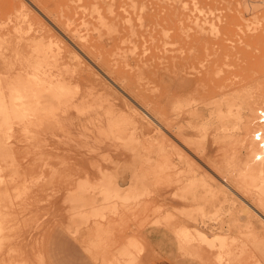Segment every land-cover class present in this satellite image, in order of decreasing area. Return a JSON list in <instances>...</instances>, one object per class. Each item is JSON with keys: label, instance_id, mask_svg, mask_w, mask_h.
<instances>
[{"label": "rangeland", "instance_id": "rangeland-1", "mask_svg": "<svg viewBox=\"0 0 264 264\" xmlns=\"http://www.w3.org/2000/svg\"><path fill=\"white\" fill-rule=\"evenodd\" d=\"M13 1L0 0V38L5 37L6 46L35 39L37 50L34 61H17L14 55H7L15 52L12 47L0 48V119L7 116L9 120L0 124V213L5 216L1 215L4 221L0 224L4 228H0V264H118L117 259L124 264H206L187 252L176 233L182 225H192L178 213L180 206L190 204L180 199L183 191L179 193L178 188L185 185L186 176L179 172L184 170L186 174L193 162V167L200 165L199 172L207 174L205 179L216 186L215 200L208 204L213 211L211 219L209 214L207 217L211 224L200 227L209 234H222L228 242L225 248L202 245L205 251L212 257L223 256L224 261L216 264H264V156L260 146L264 144V123L259 115L264 109V0ZM4 21L10 26L17 22L20 29H8ZM64 24L70 28L69 34L64 32ZM38 26H44V30ZM58 45L68 48L67 63L80 79H95L97 87L102 80L129 99L111 81L124 79L141 97L160 101L157 116L165 131L149 120L154 123L152 131L149 128L138 135L139 140H133L141 146L135 143V150L124 149L125 139H117L112 133L129 126L128 110L127 116L118 112L108 120L103 109L106 101L96 97L74 112L85 116L83 124L75 127L80 131L73 129L79 134L84 128L82 137L76 133L78 137H71L73 140L69 137L61 141L56 128L37 124L26 127L19 115L22 107L13 105L12 100H37L36 91L28 90V85L49 78L44 72L54 69L49 54ZM32 67L39 69V81L28 80L34 77ZM179 76L182 81H177ZM12 86L21 92L17 98L10 95ZM231 93L237 109H220L213 103ZM189 100L197 101L188 105ZM166 102L167 108L163 106ZM177 103L181 109L174 107ZM257 108L262 109L255 111ZM222 114L227 116L222 119L225 122L220 119ZM163 133L170 142L160 137ZM158 146L162 149L159 152ZM204 147L205 152L201 151ZM136 169L148 176L145 191L137 201L119 202L115 211L113 205L105 206L100 211L103 216L92 215L91 211L85 219L79 216L91 208L86 202L91 182L98 184L110 178L128 189V178ZM87 178L91 180L89 186L78 191L77 180ZM75 230L79 231L75 234ZM132 235L143 238L140 250L136 257L121 255V246ZM92 240L94 247L87 244ZM72 243L75 253L69 261L68 246ZM190 243L201 245L195 236Z\"/></svg>", "mask_w": 264, "mask_h": 264}, {"label": "bare ground", "instance_id": "bare-ground-1", "mask_svg": "<svg viewBox=\"0 0 264 264\" xmlns=\"http://www.w3.org/2000/svg\"><path fill=\"white\" fill-rule=\"evenodd\" d=\"M13 1V0H12ZM2 2V1H1ZM14 2V1H13ZM25 2V1H24ZM29 2V1H28ZM37 2V1H36ZM40 2V0H39ZM165 2V1H164ZM177 2V1H175ZM161 3V2H160ZM249 3V2H248ZM3 4V3H1ZM38 4V2H37ZM176 4V3H174ZM179 4V3H177ZM176 4V5H177ZM181 4V3H180ZM41 6V4H40ZM178 6V5H177ZM35 7V6H34ZM42 7V6H41ZM172 7V6H171ZM2 8V7H1ZM22 8V6L20 7ZM28 9V8H27ZM176 9V8H175ZM208 9V8H207ZM15 10V9H14ZM47 10V8H46ZM153 10V9H152ZM202 10V9H201ZM200 10V11H201ZM210 10V9H208ZM133 11H134V8H133ZM149 11V10H148ZM154 11V10H153ZM10 12V11H9ZM12 12V11H11ZM15 12V11H14ZM39 13V12H38ZM41 13V12H40ZM47 13L49 14V11L47 10ZM143 13V12H142ZM141 13V14H142ZM5 14V13H4ZM27 13H24V17L27 18L26 16ZM43 14V13H42ZM206 14V13H205ZM6 15V14H5ZM52 15V14H51ZM50 15V17H51ZM3 16V15H2ZM142 16V15H141ZM23 17V18H24ZM46 17V16H45ZM4 18V17H3ZM8 18V16H7ZM26 20V22L29 20ZM55 18V17H54ZM207 18V17H206ZM5 19V18H4ZM9 19V18H8ZM57 19V18H56ZM220 19V18H219ZM24 20V21H25ZM8 21V20H7ZM7 21H4V23L7 24ZM44 21V20H43ZM145 21V20H144ZM23 22V21H22ZM57 22V21H56ZM199 22V21H198ZM205 22V21H204ZM29 23V22H28ZM26 23V25L28 24ZM38 23V22H36ZM46 23V22H45ZM143 23V21H142ZM47 24V23H46ZM53 24V23H52ZM5 25V24H4ZM8 26V29H12L13 31L14 30H19L20 29V24L15 22L13 25L8 23L7 24ZM23 25V24H22ZM30 25V24H29ZM28 25V26H29ZM36 25V24H35ZM39 25V23H38ZM27 26V27H28ZM49 26V25H48ZM47 26V27H48ZM64 32H70V28L64 24ZM209 26V25H208ZM7 27H4L5 29H7ZM30 27V26H29ZM28 27V29H29ZM32 27V26H31ZM37 27V25H36ZM39 27V26H38ZM210 27V26H209ZM214 27V26H213ZM3 28V27H2ZM3 28V29H4ZM24 28V27H23ZM39 28H44L43 27H39ZM51 28V27H50ZM133 28V27H132ZM27 29V31H28ZM209 29V28H208ZM211 29V28H210ZM38 30V29H37ZM40 30V29H39ZM36 31L37 33L39 32ZM44 30V29H43ZM59 30V29H58ZM135 30V29H134ZM204 30V29H203ZM216 30V29H215ZM31 31V29H30ZM29 31V32H30ZM132 31V30H131ZM182 31V30H181ZM185 31V30H184ZM209 31V30H208ZM207 31V32H208ZM41 32V31H40ZM216 33V31H215ZM69 34V33H68ZM76 36V33L74 34ZM217 35V34H216ZM165 36V35H164ZM215 37V36H214ZM132 38V37H131ZM130 38V39H131ZM169 39V38H168ZM35 39H31L29 41V43L27 44H13L12 46H6V40H5V37H1L0 38V48L4 46V48H7V47H12L15 52L12 54L10 53H7L8 57H10L11 55H14L16 57V59H18L17 61H34V57H35V52L37 50V45H35V43L33 42ZM48 43V42H47ZM67 43V42H66ZM51 45V44H50ZM135 45V44H134ZM56 46V45H55ZM172 47V46H171ZM26 50V51H25ZM66 50H68L67 47L65 46H60L58 45V47L53 50L50 54H49V58L51 61H53V65H54V69L53 70H49L48 72L45 71L44 74L48 75L49 78L48 79H45L42 81L41 84H38L37 82H35L34 84H29L28 86V90H35L36 92L34 94H36V97H37V100L33 101V102H25L23 103V101L21 100L20 102H16V100H12V104L15 105L18 103V105H20L22 107V111L20 112L21 114V121L24 123V125L26 127H30L32 125H42L43 126H48V127H52V128H56L58 133V137L60 138V140L62 141L63 139H67L70 137H73V139L75 138L74 136L76 135L77 136V132L80 131L78 130L77 131V127L76 126H79L80 124H83L84 122V119H85V116L83 115H77V113H74L75 111H81L82 110V105L83 104H86L87 102L90 101V99L92 98H99L101 100H104L106 101L105 104H103V109L104 110V113H105V116L106 118L109 120L110 118H113V115H116L118 112H122V113H125L127 110V112H129L127 118L129 120V126L127 127H122L120 129H118L116 132H113L112 133V136L113 137H116L117 139H125V141L123 142V144L125 143V148L124 149H128V150H135V143L133 140L136 139L137 137L139 138V134L141 133H144L145 131L149 130L150 128V131H152V129L154 128V126L151 124L150 121H154L155 122V126L156 124L158 125V127L160 126L161 128V131H165L164 127H163V124L161 122V120L159 119V116H157V110H160L161 109V105L162 103L159 101V102H156L154 100H151L145 96H142L141 97V94L137 91V88H135V86H131L129 85V83H125V80H121L120 82H116V79L112 78L111 81H113V83L115 82L119 87L120 89L122 88V90L124 91V93L128 94L127 96H129L130 98V101H132L134 104H130V101L129 99L127 98H124L123 96H121L120 94H118L117 92L114 91V89L111 87V85L107 84L106 82L102 81V80H99V87L96 86V83H95V79H87L86 77L87 76H84V77H79L78 72L76 73L75 70H71L69 68V65L67 63V61H69L70 59L68 58V54L66 53ZM40 51V50H39ZM172 53V52H171ZM79 57V56H78ZM120 57V56H119ZM77 58V57H76ZM80 60V59H79ZM12 61V60H11ZM49 61V60H48ZM21 64L23 62H20ZM71 63V62H70ZM79 64V63H78ZM26 65H29V64H26ZM145 65V64H144ZM31 66V65H30ZM80 66V65H79ZM114 67V66H113ZM137 67V66H135ZM144 67V66H143ZM147 68V66H145ZM149 67V66H148ZM143 70V69H141ZM140 70V71H141ZM44 71V70H43ZM85 71V70H84ZM139 72V71H138ZM166 73H168L166 70H165ZM85 73V72H84ZM142 73V72H140ZM181 73V72H180ZM32 74H33V78H28V80H34V81H39L38 78H36L39 74H40V71L38 68H34L32 67ZM170 74V73H168ZM153 75V74H152ZM174 74H172L173 76ZM139 77V76H138ZM148 78V77H147ZM180 76L178 77L177 81L181 80ZM174 79V78H173ZM184 79V78H183ZM86 81V83H84ZM182 81V80H181ZM131 82V81H130ZM163 83H165V80H162ZM185 82V81H183ZM187 82V81H186ZM180 84V82H179ZM185 84V83H184ZM183 84V85H184ZM188 84V83H186ZM35 85V86H33ZM116 85V86H117ZM175 85V83H174ZM174 88H176V86H174ZM84 86V87H83ZM139 86V85H138ZM178 86V85H177ZM187 86V85H186ZM36 87V88H35ZM181 87V86H180ZM168 88V87H167ZM173 88V89H174ZM171 89V88H170ZM185 89V88H184ZM10 90H11V93L10 95L17 98L18 96L17 95H21L18 91V89H16L14 86L10 87ZM177 90V89H176ZM241 90V89H240ZM122 91V92H123ZM153 91V90H152ZM38 92V93H37ZM159 92V91H158ZM196 92V89L195 91H193L192 93H195ZM234 92V91H233ZM238 94V93H237ZM195 95V94H194ZM20 97V96H19ZM237 98V96H236ZM240 100V98H239ZM197 101V100H196ZM196 101H192V100H189V103H187L188 105H190L192 102H196ZM212 101V100H211ZM236 100H235V95H233L232 93L231 94H228V95H222L220 96L219 98H216V100L213 101V103H215V105L217 107H219L220 109H224V108H229L231 111H233L234 109H237V106L235 104ZM192 103V104H193ZM242 103V102H241ZM168 102H166L163 106H165V108H167ZM179 106H178V105ZM174 107H179L180 108V105L179 103H177ZM196 104V103H194ZM193 104V105H194ZM198 104V103H197ZM96 105V104H94ZM132 105V106H131ZM192 105V106H193ZM201 105V104H200ZM243 105V103H242ZM124 106V107H122ZM191 106V107H192ZM203 106V105H202ZM212 106V105H211ZM216 106H213V107H216ZM259 106V105H258ZM138 107L139 110L141 109L142 110V113L136 108ZM206 107V106H205ZM204 107V109H205ZM212 107V108H213ZM260 107V106H259ZM164 108V110H165ZM203 108V107H202ZM209 108V107H208ZM85 109V108H84ZM122 109H125V110H122ZM131 109V110H129ZM181 109V108H180ZM211 109V108H210ZM215 109V108H214ZM258 109H262V108H257V110L255 111H258ZM168 110V109H166ZM165 110V111H166ZM176 110V109H174ZM195 110V108H194ZM207 110V108H206ZM264 109H262L261 111L263 112ZM180 111V110H179ZM196 111V110H195ZM193 111V112H195ZM199 111L200 108H199ZM214 111V110H213ZM216 111V114H217V109H215ZM219 112L221 110H218ZM226 111V109H225ZM254 111V112H255ZM260 111V110H259ZM260 111V112H261ZM206 112V111H204ZM209 112V111H208ZM211 112V110H210ZM237 112V111H236ZM240 112V109L238 111V113ZM253 112V113H254ZM261 112V113H262ZM197 113V112H196ZM202 113V112H201ZM200 112L198 113L199 116L201 114ZM214 113V112H213ZM221 113V112H220ZM238 113H235V114H238ZM121 114V113H120ZM207 114V113H206ZM241 114V113H240ZM189 115V114H188ZM205 115V114H204ZM203 115V116H204ZM221 115V114H219ZM223 115V114H222ZM260 115V114H259ZM121 116V115H119ZM197 116V115H195ZM198 116V117H199ZM217 116V115H216ZM258 116V115H257ZM7 116H3L2 119H0V124H4V123H8V119L6 118ZM183 117V115H182ZM181 117V118H182ZM201 117V116H200ZM214 117V115L212 116ZM219 117V116H218ZM227 119V116L223 115L222 118L220 117V119ZM238 116L236 115V118ZM115 118V117H114ZM205 118V117H204ZM215 118V117H214ZM260 118V117H259ZM124 119V118H123ZM126 119V118H125ZM180 119V118H179ZM187 118H185L186 120ZM197 119L198 121V118L196 117L195 120ZM202 119V118H201ZM211 119V118H210ZM257 119V118H256ZM116 120V119H115ZM150 120V121H149ZM181 120V119H180ZM195 120H194V123H195ZM200 120V119H199ZM220 120V122H221ZM253 120V119H252ZM255 120V119H254ZM261 120V119H260ZM126 121V120H125ZM196 121V122H197ZM202 121V120H201ZM224 121V120H222ZM228 121L229 118H228ZM116 122V121H114ZM178 122V121H177ZM189 122V120H188ZM192 121H190L189 123H191ZM212 122V121H211ZM225 122V121H224ZM231 122V121H230ZM199 123V122H198ZM197 123V124H198ZM202 123V122H200ZM199 123V124H200ZM222 123V122H221ZM234 123V122H233ZM231 123V124H233ZM117 124V123H116ZM168 124V123H167ZM187 124V123H186ZM209 124V123H208ZM229 125V126H232V125ZM234 124H237V123H234ZM165 125H166V122H165ZM169 125V124H168ZM166 125V126H168ZM189 126L191 124H188ZM194 125V124H193ZM45 126V127H46ZM109 126V125H108ZM222 126H223V123H222ZM228 125L224 127H229ZM1 127V126H0ZM76 127V128H75ZM75 128L74 131H77V132H74L73 129ZM230 128V127H229ZM163 129V130H162ZM160 130V129H159ZM84 128H83V133H79L80 136L81 135H85L84 133ZM157 132H158V129H157ZM157 132H155L157 134ZM184 132V131H183ZM183 132L179 131L178 133L179 134H182ZM204 132V131H203ZM77 133V134H76ZM160 133V131L158 132ZM201 132H199L197 135L200 136ZM216 133V132H215ZM78 134V135H79ZM161 134V133H160ZM166 134V132H165ZM170 134V133H169ZM173 134V132L171 133ZM195 134V133H194ZM203 134V133H202ZM214 134V133H213ZM238 134V133H237ZM151 136L153 134H150ZM167 135V134H166ZM164 135V133L160 136L158 134V136H160L162 139H165L166 141L168 140L167 136ZM174 135H175V132H174ZM173 135V136H174ZM3 136V135H2ZM141 136V135H140ZM157 136V137H158ZM82 137V136H81ZM87 138L88 135L86 134ZM143 137V136H142ZM153 138L154 135L152 136ZM156 137V138H157ZM210 137V136H208ZM244 137V135H243ZM137 138V139H138ZM152 138V140H153ZM171 138V137H170ZM3 139V137H2ZM71 139V140H73ZM84 139V138H83ZM82 139V140H83ZM148 139V138H147ZM172 139V138H171ZM184 139V137H183ZM195 139V138H193ZM212 139V138H210ZM59 140V139H58ZM81 140V138L79 139ZM139 140V139H138ZM149 140V139H148ZM182 140V139H181ZM206 140V139H205ZM154 142H156V140L154 139L153 140ZM170 142V139L168 140ZM197 141V140H196ZM59 142V141H58ZM75 142V141H74ZM80 142V141H79ZM78 142V143H79ZM181 142V141H180ZM179 142V143H180ZM207 142V141H206ZM3 143V142H2ZM1 143V145H2ZM61 143V142H60ZM65 143V142H64ZM67 143V142H66ZM87 143V142H86ZM139 145H140V142H137ZM136 143V144H137ZM166 143V142H164ZM173 143V142H172ZM80 144V143H79ZM82 144V143H81ZM85 144V143H84ZM88 144V143H87ZM167 144V143H166ZM177 144V143H176ZM66 145V144H65ZM138 145V146H139ZM150 145V144H149ZM181 145V144H180ZM141 146V145H140ZM139 146V147H140ZM160 146H164V145H160ZM158 146L159 149H156V151L158 150H162L161 147ZM199 146V144H198ZM205 146V145H204ZM6 147V146H5ZM151 147V146H150ZM153 147V146H152ZM156 147V146H154ZM153 147V148H154ZM166 147V146H165ZM172 147V146H171ZM176 147V146H175ZM201 147H203L201 145ZM142 148V147H141ZM185 148V147H184ZM205 148V147H204ZM145 149V148H144ZM195 150V149H194ZM145 153L144 150H141L140 153ZM164 151V150H163ZM203 152L206 151V148L205 150H201ZM2 152V151H1ZM159 152V151H158ZM161 152V151H160ZM152 153H153V150H152ZM196 153V151L194 152ZM201 153V152H200ZM208 153V152H206ZM187 154V153H186ZM185 155V154H184ZM2 156V155H1ZM148 156V155H147ZM187 156H189L187 154ZM207 157V155H206ZM210 157V156H209ZM200 158V157H199ZM263 158H261L262 160ZM192 160V159H191ZM201 160V159H200ZM206 160V159H205ZM264 160V159H263ZM207 161V160H206ZM210 160H208L209 162ZM191 162V161H190ZM204 162V161H203ZM195 164V162H193ZM190 165L191 163H189V165L191 166V168L187 167L189 169H187V172L190 174H192L193 177H188V174L186 172H184V170H182V168L180 170H178L179 172V175H183L182 172L184 173V175H186L184 177V183L185 185L182 186V183L180 186L182 187H179L178 190H179V193H181L180 191H183L181 193V197L180 196V199L181 200H186V201H190V204H184L182 206L179 207L178 209V213L179 215H181L183 218H185L186 221H189L191 222L190 224L192 225H182L181 227L177 228V234L179 236V240L182 242V245L183 247L187 250V252H190L192 256L194 257H197L199 258L200 260L204 261L206 264H216V262H223L224 259H223V256L220 254L218 255L217 257H212L210 253L206 252L205 251V248L202 246V245H205V246H208V247H214V246H221V247H227L228 245V242L225 238V236H223L222 234H209L207 233L205 230L201 229L200 225H203L205 223H209L211 224L209 221H207V217L210 215V218L211 219V214L213 215V211L211 212V210H209V207H208V204H210L211 202H213L215 200V188L216 186H212L211 184L213 183V181L209 180V182L211 181L212 183L210 184L206 179L205 177L207 176V174L204 175L202 174V172L200 173L199 172V169L200 168L198 165L193 167V164ZM208 164V163H207ZM213 164V163H212ZM161 165V164H160ZM163 165V164H162ZM165 165V163H164ZM163 165V166H164ZM197 165V164H196ZM133 166V165H132ZM138 166V165H137ZM210 166V165H208ZM207 166V167H208ZM215 166V165H214ZM129 167H127L128 169ZM205 168V167H204ZM213 168V166H212ZM216 168V167H215ZM162 169V166L160 168V170ZM210 169V168H209ZM102 170V169H101ZM104 170V169H103ZM129 170H132L129 168ZM133 170H134V167H133ZM164 171V167L162 169ZM168 170V168L166 169ZM205 170V169H204ZM207 170V169H206ZM38 171V170H37ZM104 171H107V170H104ZM186 171V169H185ZM109 172V171H108ZM117 172V171H116ZM123 172V171H122ZM131 172V171H130ZM177 172V173H178ZM206 172V171H205ZM132 174L130 175V178H128V180H130L129 182V186H128V189L127 188H124V186L120 183L117 182V180H114V179H110L108 178L107 180H103L101 182H99L98 184L96 183H92L90 179H79L77 180V185H76V189L78 191H83L87 188V186H89L88 184L90 183L91 184V190H90V196L86 199L87 201V204H90L89 206L91 207L90 210L87 209V212L83 211L80 213V217L81 218H87L89 214V212L91 211L92 215H99V216H103V213H101L100 211L102 210L103 207L105 206H108L110 207V205H113L111 206L112 210L115 211L117 209V203L119 202H130V201H137V199H139V197L141 196L142 193H144L145 191V184L147 183V175H145L143 172L141 171H134V172H131ZM148 174V173H147ZM210 174V173H209ZM178 175V174H177ZM180 178H183L181 176H179ZM217 175V174H216ZM212 176V175H211ZM218 176V175H217ZM222 176V175H221ZM246 176V175H245ZM253 177H255V174L252 175ZM244 177V176H243ZM242 177V178H243ZM249 177V176H248ZM180 178H178L179 180H181ZM211 178L214 179V177L212 176ZM222 178V177H220ZM224 178V177H223ZM222 178V179H223ZM177 179V180H178ZM225 179V178H224ZM223 179V180H224ZM241 179V178H240ZM239 179V180H240ZM248 179V178H247ZM215 180V179H214ZM238 180V179H237ZM250 180V178H249ZM253 180V179H252ZM1 181V180H0ZM183 181V180H182ZM242 181V180H240ZM43 182V181H42ZM217 183L218 180L216 181ZM225 182V180H224ZM222 183V182H221ZM219 183V184H221ZM128 184V183H127ZM246 184V183H245ZM95 185V186H94ZM222 185V184H221ZM123 186V187H122ZM151 187V186H150ZM184 187V189H183ZM205 189H204V188ZM183 190H182V189ZM204 191L202 192H198L196 191L197 189H201ZM218 189V188H217ZM41 190V188H40ZM263 192H264V185L261 189ZM177 192V191H176ZM177 194V193H176ZM178 195V194H177ZM42 197V196H41ZM243 198V197H242ZM224 200V199H223ZM226 200V199H225ZM224 200V201H225ZM187 202V203H188ZM22 203V202H21ZM224 203V202H223ZM248 205L252 206L251 203L249 202H246ZM25 204V203H24ZM35 204V203H34ZM98 204V205H97ZM97 205V206H96ZM191 207H188L190 206ZM207 205V206H206ZM224 204H222L223 206ZM2 206V205H1ZM30 206V205H29ZM210 206V205H209ZM264 206V205H262ZM208 207V211H210V213L207 212V208ZM219 207V205H218ZM217 208V207H216ZM210 209H213V208H210ZM215 209V208H214ZM223 209V207L221 208V210ZM24 210V209H23ZM27 210V209H25ZM24 210V211H25ZM216 210V209H215ZM224 210V209H223ZM225 211V210H224ZM99 212V213H98ZM216 212V211H215ZM218 212V211H217ZM259 212V211H258ZM219 213V212H218ZM223 213V212H222ZM228 213V211H227ZM260 213V212H259ZM171 214V213H169ZM168 214V215H169ZM209 214V215H208ZM221 214V213H220ZM262 214V213H260ZM4 214L0 213V216ZM20 215V214H18ZM224 215V214H222ZM173 216V215H172ZM219 216V215H216V217ZM5 217V216H4ZM26 217V216H25ZM214 217V216H212ZM264 217V216H263ZM2 218V216H1ZM161 218V217H160ZM169 218H172V217H169ZM222 218V217H221ZM224 218V217H223ZM3 219V220H2ZM0 220V224L1 222L4 221V218H2ZM31 219V218H29ZM166 219V218H165ZM215 219V217H214ZM27 222V221H26ZM32 222V220H31ZM35 222V221H34ZM33 222V223H34ZM216 222V221H215ZM98 223V222H97ZM194 223V224H193ZM25 224V223H24ZM2 225V224H1ZM28 225V224H27ZM95 225V224H94ZM102 225V224H101ZM100 225V226H101ZM171 225V224H170ZM173 225V224H172ZM229 225V224H228ZM99 226V224H98ZM212 226V225H211ZM1 228V227H0ZM25 228V227H24ZM31 228V227H30ZM99 228V227H97ZM4 230V228L2 227L1 230ZM77 230V229H76ZM76 230L74 231V233L76 232ZM104 230V229H103ZM30 231V230H29ZM79 231V230H78ZM77 231V232H78ZM97 231V230H96ZM100 231V230H99ZM3 232V231H1ZM76 232V233H77ZM101 232V231H100ZM75 233V234H76ZM2 234V233H1ZM25 235V234H23ZM193 236H195L196 238H198V240L200 241L201 245H193L192 243H190V241L193 239ZM214 236V237H213ZM2 237V236H1ZM0 237V239H2ZM20 237V236H19ZM82 240L84 239L83 237L81 238ZM87 239V238H85ZM94 239V238H93ZM216 239L219 240V242L217 241L216 242ZM89 240V239H88ZM197 240V239H196ZM1 241V240H0ZM24 241V240H23ZM26 241V240H25ZM24 241V242H25ZM127 241V240H126ZM179 241V242H180ZM84 242V241H83ZM90 242H91V238H90ZM198 242V241H197ZM15 243V242H14ZM101 243V242H100ZM126 243V242H125ZM143 243V238H141V236H136L135 235L131 238L128 239L127 243L124 244L121 249V255L122 254H126V255H133L134 257H136V251H139L140 248H141V244ZM12 244H13V241H12ZM87 244H90L88 246L91 247V244H93V247L95 246V244L93 243V240H92V243H87ZM98 244V243H97ZM85 245V243H84ZM99 245V244H98ZM151 246V245H150ZM92 247V248H93ZM97 247V246H96ZM100 248V247H99ZM183 249V250H185ZM221 249V248H220ZM98 250V249H97ZM93 251V249L91 250ZM90 251V252H91ZM96 251V250H95ZM94 252V251H93ZM92 252V253H93ZM154 252V251H153ZM98 253V252H97ZM120 253V252H119ZM91 254V253H90ZM95 254V253H94ZM219 254V253H218ZM120 255V254H119ZM216 255V254H215ZM97 256V255H96ZM118 256V255H117ZM138 256V255H137ZM93 257V255H92ZM107 257V256H106ZM121 257V256H120ZM115 258V257H114ZM214 258V259H212ZM28 259V258H27ZM129 259V258H128ZM138 259V258H137ZM131 260V259H130ZM101 261H105V260H101ZM100 261V262H101ZM118 262V264H124L121 259H117L116 260ZM114 262V261H113ZM102 263V262H101ZM106 264V262H104ZM103 263V264H104ZM130 263V261L128 262ZM225 263V262H224ZM17 264H26L25 262H19ZM114 264V263H112ZM117 264V263H116ZM131 264V263H130Z\"/></svg>", "mask_w": 264, "mask_h": 264}, {"label": "crops", "instance_id": "crops-1", "mask_svg": "<svg viewBox=\"0 0 264 264\" xmlns=\"http://www.w3.org/2000/svg\"><path fill=\"white\" fill-rule=\"evenodd\" d=\"M260 216H262L260 214ZM263 217V216H262ZM264 218V217H263ZM133 236V235H132ZM75 253V245L74 243L70 244L68 246V257H69V261H71V256ZM75 256V255H74ZM155 264H170V263H167L166 261H156Z\"/></svg>", "mask_w": 264, "mask_h": 264}, {"label": "built area", "instance_id": "built-area-1", "mask_svg": "<svg viewBox=\"0 0 264 264\" xmlns=\"http://www.w3.org/2000/svg\"><path fill=\"white\" fill-rule=\"evenodd\" d=\"M260 115H261V122L264 123V112L260 113ZM260 146H261V154H262V156H264V144L261 142Z\"/></svg>", "mask_w": 264, "mask_h": 264}]
</instances>
